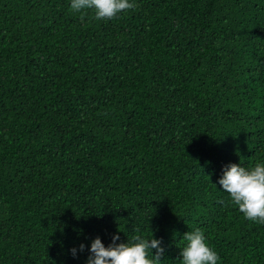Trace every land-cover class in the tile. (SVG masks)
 Returning <instances> with one entry per match:
<instances>
[{"label":"trees","instance_id":"16d2710c","mask_svg":"<svg viewBox=\"0 0 264 264\" xmlns=\"http://www.w3.org/2000/svg\"><path fill=\"white\" fill-rule=\"evenodd\" d=\"M257 160L264 0H135L110 19L0 0V264H85L115 232L162 237L180 264L191 226L218 264H264V222L213 184Z\"/></svg>","mask_w":264,"mask_h":264},{"label":"clouds","instance_id":"9594fccd","mask_svg":"<svg viewBox=\"0 0 264 264\" xmlns=\"http://www.w3.org/2000/svg\"><path fill=\"white\" fill-rule=\"evenodd\" d=\"M74 11L94 9L96 18L110 19L135 6V0H69ZM213 183V182H212ZM226 192L231 203L236 205L249 220L264 222V160H257L252 166L228 162L222 174L213 183ZM162 237L133 235L120 241L119 232L112 234L111 242L105 245L99 235L87 246L85 264H163ZM184 244L180 247V264H218L220 256L208 242L201 227H192L183 234ZM81 242L70 249L75 257L83 251ZM155 250V251H153Z\"/></svg>","mask_w":264,"mask_h":264}]
</instances>
